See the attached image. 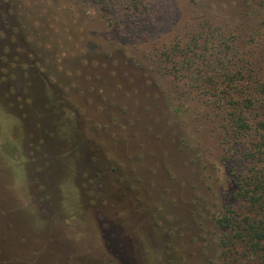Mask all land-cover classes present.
<instances>
[{
	"label": "rangeland",
	"instance_id": "374dc122",
	"mask_svg": "<svg viewBox=\"0 0 264 264\" xmlns=\"http://www.w3.org/2000/svg\"><path fill=\"white\" fill-rule=\"evenodd\" d=\"M190 1L160 23L173 37L198 28ZM93 2L0 0V264H258L220 222L235 149L175 112L173 82L150 75V40Z\"/></svg>",
	"mask_w": 264,
	"mask_h": 264
},
{
	"label": "trees",
	"instance_id": "16d2710c",
	"mask_svg": "<svg viewBox=\"0 0 264 264\" xmlns=\"http://www.w3.org/2000/svg\"><path fill=\"white\" fill-rule=\"evenodd\" d=\"M174 1L189 3L131 0L125 6V0H94L93 5L109 21L116 16L119 30L125 35L134 38L140 32V43L150 40L144 55L154 73L150 75L173 82L175 112L187 108L199 128L206 133L211 130L235 149L237 164L228 170L236 187L232 210L220 222L248 245L258 264H264V119L253 124L247 115V110L253 108L264 113V48L260 47L264 0L242 6L236 2L215 5L210 0H191L190 5L195 7L192 12L197 14L191 20H198L193 22L198 28L186 34L188 37H173L174 28L168 32L160 26L162 22L168 25V20L171 23L175 17ZM128 7L140 10V23L135 20L127 24ZM261 16L260 28L253 29L248 21ZM150 36L155 39L152 41ZM240 37L246 40L242 46L237 44ZM257 40L259 44H253Z\"/></svg>",
	"mask_w": 264,
	"mask_h": 264
}]
</instances>
